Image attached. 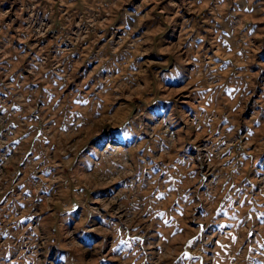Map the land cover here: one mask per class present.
Returning a JSON list of instances; mask_svg holds the SVG:
<instances>
[{"label":"rangeland","instance_id":"1","mask_svg":"<svg viewBox=\"0 0 264 264\" xmlns=\"http://www.w3.org/2000/svg\"><path fill=\"white\" fill-rule=\"evenodd\" d=\"M0 264H264V0H0Z\"/></svg>","mask_w":264,"mask_h":264}]
</instances>
